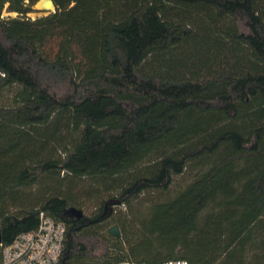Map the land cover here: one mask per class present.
Returning a JSON list of instances; mask_svg holds the SVG:
<instances>
[{"label": "trees", "instance_id": "obj_1", "mask_svg": "<svg viewBox=\"0 0 264 264\" xmlns=\"http://www.w3.org/2000/svg\"><path fill=\"white\" fill-rule=\"evenodd\" d=\"M54 2L0 16V264L40 211L57 264H264V0Z\"/></svg>", "mask_w": 264, "mask_h": 264}, {"label": "built area", "instance_id": "obj_2", "mask_svg": "<svg viewBox=\"0 0 264 264\" xmlns=\"http://www.w3.org/2000/svg\"><path fill=\"white\" fill-rule=\"evenodd\" d=\"M67 227L45 211L39 212V224L34 230L19 234L2 246L3 264H57L64 251ZM113 264H148L123 260ZM161 264H189L185 259H169Z\"/></svg>", "mask_w": 264, "mask_h": 264}, {"label": "rangeland", "instance_id": "obj_3", "mask_svg": "<svg viewBox=\"0 0 264 264\" xmlns=\"http://www.w3.org/2000/svg\"><path fill=\"white\" fill-rule=\"evenodd\" d=\"M39 0H35L32 2L31 0H21L22 3L31 5V10L27 12V15L30 16L31 18H37L39 16L45 15L46 12L40 8H38L37 3ZM17 0H0V16L2 18L8 19L13 16H17L18 12L17 11H10L8 7L10 4L16 3ZM12 98V92L10 90L4 92V94L0 98V102L2 103H9ZM193 179V174L186 172L184 174L176 175L173 178V183L171 184L170 188L165 191V192H159L156 191L154 193L142 195L141 198L139 199L140 201H143L142 204L139 205H132L130 207H115V209L118 211V213L121 211H129V212H137L138 209L145 210L147 208V202L150 200H167L171 199L176 196V194L185 188V186ZM107 198V194H99L98 196L86 199L82 203L81 209L86 215L89 216H94L99 212V209L101 207V203L103 200ZM149 206V205H148ZM116 212L112 214V216L108 217V219L103 223L104 229H109L111 228L115 223V217H116Z\"/></svg>", "mask_w": 264, "mask_h": 264}, {"label": "water", "instance_id": "obj_4", "mask_svg": "<svg viewBox=\"0 0 264 264\" xmlns=\"http://www.w3.org/2000/svg\"><path fill=\"white\" fill-rule=\"evenodd\" d=\"M37 6L38 8L44 10V11H48L45 13V15L53 12L56 10V4L54 2V0H39L38 3H37ZM75 212V211H73ZM77 216H81L82 215V211L79 210L77 212H75ZM110 231L116 235V236H119L120 235V230L118 228L117 225H113L111 228H110ZM2 242V227L0 225V243Z\"/></svg>", "mask_w": 264, "mask_h": 264}]
</instances>
